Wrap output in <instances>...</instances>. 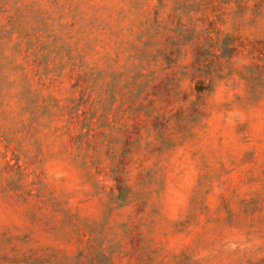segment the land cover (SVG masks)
Masks as SVG:
<instances>
[{"label": "rangeland", "instance_id": "obj_1", "mask_svg": "<svg viewBox=\"0 0 264 264\" xmlns=\"http://www.w3.org/2000/svg\"><path fill=\"white\" fill-rule=\"evenodd\" d=\"M0 264H264V0H0Z\"/></svg>", "mask_w": 264, "mask_h": 264}]
</instances>
